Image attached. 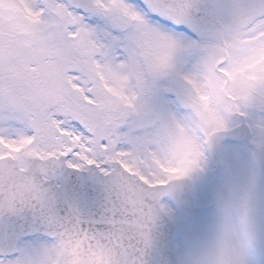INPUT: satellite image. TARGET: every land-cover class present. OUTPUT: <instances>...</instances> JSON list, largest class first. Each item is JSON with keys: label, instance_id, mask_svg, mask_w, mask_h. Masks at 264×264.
<instances>
[{"label": "snow or ice", "instance_id": "obj_1", "mask_svg": "<svg viewBox=\"0 0 264 264\" xmlns=\"http://www.w3.org/2000/svg\"><path fill=\"white\" fill-rule=\"evenodd\" d=\"M194 8L0 0V264H183L182 233L153 235L165 198L230 128L264 152V0L232 5L178 72L201 49ZM101 20L128 32L122 57Z\"/></svg>", "mask_w": 264, "mask_h": 264}, {"label": "flooded vegetation", "instance_id": "obj_2", "mask_svg": "<svg viewBox=\"0 0 264 264\" xmlns=\"http://www.w3.org/2000/svg\"><path fill=\"white\" fill-rule=\"evenodd\" d=\"M229 131L231 136L219 139L217 146L214 143L211 148L206 149L203 170L192 174L193 199L195 204L202 208L194 212L183 210L182 213L186 214L189 220L200 218L201 221L202 216H207V219L211 221L217 210L214 211V207H217L221 195L230 185L250 186L256 195L261 224L257 248H264V184L253 156L256 146L247 131L241 128H230ZM198 196H202L204 200L197 202L195 199ZM211 211L212 213H209ZM200 221L196 225L204 228ZM202 232L199 229L197 239L196 236L185 238V246L195 243L203 235Z\"/></svg>", "mask_w": 264, "mask_h": 264}, {"label": "clouds", "instance_id": "obj_3", "mask_svg": "<svg viewBox=\"0 0 264 264\" xmlns=\"http://www.w3.org/2000/svg\"><path fill=\"white\" fill-rule=\"evenodd\" d=\"M261 224L250 186H229L211 227L184 252L183 264H252Z\"/></svg>", "mask_w": 264, "mask_h": 264}, {"label": "rangeland", "instance_id": "obj_4", "mask_svg": "<svg viewBox=\"0 0 264 264\" xmlns=\"http://www.w3.org/2000/svg\"><path fill=\"white\" fill-rule=\"evenodd\" d=\"M222 25L227 22V18H223L221 20ZM100 27V39L103 43L109 46L111 55L114 57H122L124 55V48L128 43V32L126 30H123L121 28L113 26L110 22L101 20L99 23ZM198 39L201 43L202 47L208 46V44H213L217 41V38L215 36H207V32L200 31L198 32ZM203 48L199 50H194L191 52L188 51H181L177 53L176 56V68L177 71H189L194 68L199 56L202 53ZM167 84H171L172 81L169 79L166 81ZM197 172V171H196ZM195 174V173H194ZM206 198V197H205ZM165 200L168 202L169 207L172 210V217L176 231H179L182 233L183 238V244L185 245V238H191L192 236H196V239L198 238L199 229L202 230V234L208 231V229L211 227V225L214 222L215 214L211 221L207 219V216H202V219L200 221V218H193L192 220H189L186 216V214H183L179 212L176 207L174 206L173 202L169 198H165ZM197 202H202L204 198L202 196H198V198L195 199ZM217 209V207H214V211ZM213 211V210H212ZM209 212V213H212ZM216 212V211H215ZM214 212V213H215ZM208 213V212H207ZM205 213V214H207ZM202 215V214H200ZM210 215V214H209ZM212 216V215H211ZM198 220V221H197ZM203 223V227H199L196 225L198 222ZM212 224H211V223ZM201 232V231H200Z\"/></svg>", "mask_w": 264, "mask_h": 264}, {"label": "water", "instance_id": "obj_5", "mask_svg": "<svg viewBox=\"0 0 264 264\" xmlns=\"http://www.w3.org/2000/svg\"><path fill=\"white\" fill-rule=\"evenodd\" d=\"M238 2L239 0H193L195 5L194 12L200 21L199 30L217 31L220 34V29L222 26L221 20L223 18L228 19L231 6ZM230 132L231 131L225 133L219 139L228 137ZM219 139L214 142L216 143V146L220 141ZM254 157L259 166L262 181L264 183V152H261L258 148H255ZM191 190V183L188 179L185 180L180 187L175 188L172 191L170 196L179 209H183L185 207L189 209H197L193 207ZM159 224V230L153 234L157 243H159L161 236H165L170 233L174 234L175 231L174 224L168 217H163L159 221Z\"/></svg>", "mask_w": 264, "mask_h": 264}]
</instances>
